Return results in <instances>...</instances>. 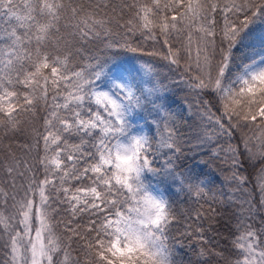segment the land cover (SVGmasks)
Here are the masks:
<instances>
[{
    "label": "snow or ice",
    "instance_id": "obj_1",
    "mask_svg": "<svg viewBox=\"0 0 264 264\" xmlns=\"http://www.w3.org/2000/svg\"><path fill=\"white\" fill-rule=\"evenodd\" d=\"M183 241L264 264V0H0V264H185Z\"/></svg>",
    "mask_w": 264,
    "mask_h": 264
},
{
    "label": "trees",
    "instance_id": "obj_2",
    "mask_svg": "<svg viewBox=\"0 0 264 264\" xmlns=\"http://www.w3.org/2000/svg\"><path fill=\"white\" fill-rule=\"evenodd\" d=\"M150 42L145 44V47H148V44ZM113 52H118L119 56L117 58V63L120 62H127L131 60L132 53H125L123 50L120 49H113ZM145 59H150L148 57H145ZM162 74L166 72V69H161ZM167 103L171 108V111L173 113H178L183 116V120L180 122L182 126L186 129L187 126L191 123H193V120L190 119L192 117L193 112L195 109L189 108V99H186L185 93L180 92L179 90L173 89L171 92L167 94ZM143 123V122H142ZM209 158L207 156H204L203 153H197V152H191L188 153L187 158L183 160V171L190 172L193 175L199 176L201 180L205 182L208 188H212L213 190H218L222 186V180L223 175L221 172V169L217 167L218 161L215 163L207 164L205 161H207ZM251 187V185L249 186ZM227 190V188H225ZM173 191V196L175 199L179 201H183L185 197L180 194L179 196H175V189ZM255 195H259V191L257 189V192ZM178 207L182 209H186L189 206L196 207L197 205L194 202H190V204H183L178 203ZM207 205H205V208ZM228 215H231L229 212ZM224 220H227V216L224 217ZM224 221H221V224ZM213 224H215V221H213ZM233 224V230H234V222ZM217 227H220V225H216ZM207 227V224L205 225ZM209 235H212V233H209ZM224 239H231L229 237L228 231L224 228L220 227V235L217 237V241L220 243V246L223 247V240ZM183 244V247H182ZM177 247V259L182 260L185 262L188 261V259L191 257L192 259H195L194 256H192L190 250L187 247V242L183 241L182 243H178L176 245Z\"/></svg>",
    "mask_w": 264,
    "mask_h": 264
}]
</instances>
